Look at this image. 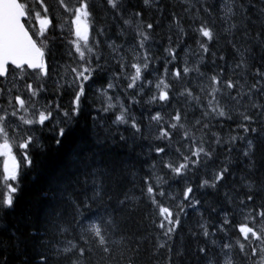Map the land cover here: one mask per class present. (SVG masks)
I'll list each match as a JSON object with an SVG mask.
<instances>
[{
	"label": "snow or ice",
	"instance_id": "snow-or-ice-1",
	"mask_svg": "<svg viewBox=\"0 0 264 264\" xmlns=\"http://www.w3.org/2000/svg\"><path fill=\"white\" fill-rule=\"evenodd\" d=\"M57 3L0 0V264H264V0Z\"/></svg>",
	"mask_w": 264,
	"mask_h": 264
},
{
	"label": "trees",
	"instance_id": "trees-1",
	"mask_svg": "<svg viewBox=\"0 0 264 264\" xmlns=\"http://www.w3.org/2000/svg\"><path fill=\"white\" fill-rule=\"evenodd\" d=\"M44 2L48 6V8L50 9V13H52V15H53V16H51V19L54 22H59L56 19V14H57V12H61L62 9H60L59 4L57 3V0H44ZM166 2H168V0H166ZM168 8H169V10H173L171 3H168ZM182 8H183L182 5L177 4L175 6L174 10L177 13H181ZM195 10H196L195 8L192 9L193 12H195ZM97 13H98V15H102V11L100 9H97ZM148 15L149 14L146 13V16H148ZM166 15H167V13H166ZM166 23H167V21H164L165 26H166ZM186 24H187V22H186ZM165 36H166V34H165ZM163 43H167L166 38L164 39ZM187 43L191 44L192 47L195 48L194 38H192L191 36L188 38ZM161 51H162V49H161ZM182 54L183 53L181 52V55ZM161 71H162V67H161ZM63 102L65 104L68 103V97L67 96L64 97ZM148 107L149 106H147V105H144L143 108L138 106V107H136L135 111L138 115L141 113L147 114ZM45 138H46L45 142H47V133H45ZM75 143H76V138L74 137L72 140H70L66 143L62 154H57L51 150L42 156L40 154H36V159L34 161L35 166L31 170L25 171L21 177L22 187H23L22 196H21V202L22 203L31 202L34 205L39 206V203H40L39 198L41 197L42 189L45 186L44 173L53 171L59 164H61L63 162L64 155L67 153H70L72 151V148L74 147ZM121 168H123L122 165H121ZM135 170L138 172V175L136 177V182H139L140 177L144 174V169L141 168L139 165H137ZM22 171H23V169H22ZM33 177H36V179L34 180ZM126 181H127V183L125 185V188L126 189L132 188L134 181H133V178L130 174L126 177ZM133 191L136 194H139V188H135V189H133ZM189 212H190V215L187 218V223L190 224V223H193V221H195L196 219H198V217H196L195 214L191 213V210H189ZM134 227H136V226H134ZM147 227L148 226L145 225L144 227L140 228L139 234L146 235V228ZM52 239H56V237H52ZM148 247L149 246L147 245V243H145V249H147ZM157 259L162 261L163 255H161V257H158ZM138 264H152V260L150 259L148 251L142 252V254L139 258Z\"/></svg>",
	"mask_w": 264,
	"mask_h": 264
},
{
	"label": "rangeland",
	"instance_id": "rangeland-1",
	"mask_svg": "<svg viewBox=\"0 0 264 264\" xmlns=\"http://www.w3.org/2000/svg\"><path fill=\"white\" fill-rule=\"evenodd\" d=\"M21 159V157L18 156V160ZM2 167V166H1Z\"/></svg>",
	"mask_w": 264,
	"mask_h": 264
}]
</instances>
